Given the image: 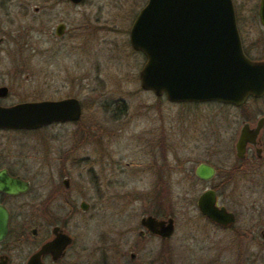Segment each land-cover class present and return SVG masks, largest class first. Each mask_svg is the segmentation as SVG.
<instances>
[{"label": "rangeland", "instance_id": "rangeland-1", "mask_svg": "<svg viewBox=\"0 0 264 264\" xmlns=\"http://www.w3.org/2000/svg\"><path fill=\"white\" fill-rule=\"evenodd\" d=\"M146 1L85 0L79 6L61 3L37 15L34 8L43 5L42 0H0L4 8L0 22L8 34V61L0 60V86L9 89L4 103L12 106L24 101L73 97L82 107L76 124L7 134L10 158L22 160L21 172L32 183L30 194L19 202L36 205L39 182L48 181L47 176L59 167L55 159L64 156L72 143H81L79 152L83 151L88 159L83 166L87 173L83 171L78 176L74 172L71 178L78 211L73 222L74 231H83L90 246L97 243L106 223L118 221L125 229L146 204L140 195L149 189L153 177L145 174L158 168L156 165L149 170L151 117L154 124L155 119L164 118L174 152L188 160L186 169L191 172L196 163L209 160L208 150L214 141L219 150L225 149L228 117L234 114L229 106L216 102L172 105L164 97L157 98L141 89L139 72L145 58L132 49L129 30ZM59 22L67 25L63 39L54 35V26ZM182 115L187 117L183 129L176 118ZM193 117L198 134L191 138L193 130L187 127ZM211 132L215 133L213 138ZM104 151L106 165L101 170ZM182 184L171 190L174 196L182 198ZM99 186L108 187L104 198ZM196 194L197 191L191 196ZM179 197L175 198L177 205L183 201ZM82 201L89 205L86 212L79 209ZM175 243L185 249L171 264H197L193 245Z\"/></svg>", "mask_w": 264, "mask_h": 264}, {"label": "flooded vegetation", "instance_id": "flooded-vegetation-1", "mask_svg": "<svg viewBox=\"0 0 264 264\" xmlns=\"http://www.w3.org/2000/svg\"><path fill=\"white\" fill-rule=\"evenodd\" d=\"M42 1L43 5L34 8L37 15L57 4L79 6L85 2ZM231 2L244 56L251 62L264 64V0ZM3 11V4L0 3V13ZM66 34L67 25L64 22L54 26L57 38L63 39ZM7 44L8 34L0 22L1 63L8 61ZM1 88H7V94L0 96V108H10L4 103L9 89L4 85ZM161 97L172 105L203 104L172 103L164 95ZM65 99L76 98L24 101L15 105ZM76 100L81 109L76 121L56 122L33 130L0 128V264H171L173 258L185 249V246L176 244L177 241L194 246L198 254L197 264H264V91L259 96H247L239 107L227 105L234 114L228 117L225 149L219 150L214 141L208 150L209 160L196 163L191 172L186 169L188 160L174 152L175 146L169 138L170 128L164 118L154 120L160 123L157 126L151 117L148 156L152 161L149 170L156 165L158 168L153 173L145 174L153 177L149 189L140 195V199L147 200L141 201L146 204L136 218L134 215L132 225L125 229L118 225V221L106 223V229L92 246L83 231H74L73 222L74 214H78V211L72 196L71 178L74 172H78V176L84 173L86 168L83 166L88 160L83 151L81 154L79 152L82 150L81 143H72L64 156L55 159L59 167L55 173L47 176L48 181L39 182L37 204L28 205L19 202V199L30 194L32 183L21 172L22 160L10 158L5 140L10 131L30 132L54 124L78 123L82 107L80 101ZM176 118L183 129L187 117L182 115ZM195 124L193 117L187 127L193 130L191 138L198 134ZM211 133L213 138L215 133ZM106 157L104 151L100 158L101 170L106 165ZM112 164L116 165L115 162ZM201 164L212 169L210 178L203 179L196 174ZM11 165L15 168H11ZM10 178L27 182L28 190L7 194L3 189ZM181 182L185 188L182 198L174 196L171 191ZM100 186L99 194L104 198L108 187L102 189ZM196 191V197L191 196ZM205 192L211 194L210 218L203 215L197 205ZM177 196L183 200L178 202L179 205L175 200ZM88 208L84 201L79 204L83 212ZM119 216L120 212H117V219ZM168 226H171V230L167 232Z\"/></svg>", "mask_w": 264, "mask_h": 264}, {"label": "water", "instance_id": "water-1", "mask_svg": "<svg viewBox=\"0 0 264 264\" xmlns=\"http://www.w3.org/2000/svg\"><path fill=\"white\" fill-rule=\"evenodd\" d=\"M129 42L145 58L141 89L164 95L169 102L239 107L247 96L264 91V64L244 56L231 0H147L130 27ZM6 94L7 88H1L0 96ZM80 114L76 99L26 102L0 108V128L33 130L76 121ZM196 174L208 179L212 169L201 164ZM28 188L27 182L10 178L3 190L14 195ZM197 205L211 217L210 192L202 194Z\"/></svg>", "mask_w": 264, "mask_h": 264}]
</instances>
